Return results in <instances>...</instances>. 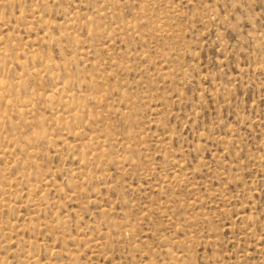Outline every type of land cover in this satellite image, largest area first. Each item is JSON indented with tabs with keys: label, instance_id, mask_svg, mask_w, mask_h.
<instances>
[{
	"label": "rangeland",
	"instance_id": "374dc122",
	"mask_svg": "<svg viewBox=\"0 0 264 264\" xmlns=\"http://www.w3.org/2000/svg\"><path fill=\"white\" fill-rule=\"evenodd\" d=\"M0 264H264V0H0Z\"/></svg>",
	"mask_w": 264,
	"mask_h": 264
},
{
	"label": "bare ground",
	"instance_id": "6f19581e",
	"mask_svg": "<svg viewBox=\"0 0 264 264\" xmlns=\"http://www.w3.org/2000/svg\"><path fill=\"white\" fill-rule=\"evenodd\" d=\"M21 110V109H20Z\"/></svg>",
	"mask_w": 264,
	"mask_h": 264
}]
</instances>
